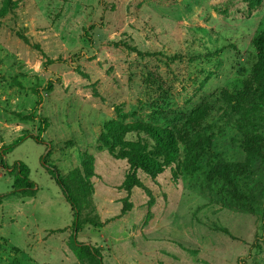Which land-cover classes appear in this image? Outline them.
Returning a JSON list of instances; mask_svg holds the SVG:
<instances>
[{"label":"rangeland","instance_id":"rangeland-1","mask_svg":"<svg viewBox=\"0 0 264 264\" xmlns=\"http://www.w3.org/2000/svg\"><path fill=\"white\" fill-rule=\"evenodd\" d=\"M12 1L0 18V264H99L72 249L77 219L75 239L101 264H264V161L245 147L257 136L264 153V105L234 112L225 99L250 76L264 0ZM196 111L211 138L196 163L183 169L179 143L180 164L137 170L126 191L103 123L176 133ZM214 159L242 165L239 199ZM18 163L31 188L14 186Z\"/></svg>","mask_w":264,"mask_h":264},{"label":"trees","instance_id":"trees-1","mask_svg":"<svg viewBox=\"0 0 264 264\" xmlns=\"http://www.w3.org/2000/svg\"><path fill=\"white\" fill-rule=\"evenodd\" d=\"M12 5H15L14 1L3 0L0 7V18L13 9ZM252 44L255 49L256 60L252 64L250 76L243 80L240 90L227 92L225 95L228 106L234 112H240L256 101L264 105V30L254 37ZM207 120L206 113L196 111L182 122L176 133L171 129L159 130L141 123L123 124L120 121H106L103 123L99 140L111 156L126 160L128 171L123 187L126 191H130L133 186L140 184V180L136 176L137 170L155 176L172 163L180 164L178 162L179 143L184 145L183 169L189 170L210 144L211 138L205 133ZM133 131H144L152 142L148 144L141 139H126L125 136ZM260 140L257 136L249 137L245 140V147L250 149L256 158L264 161V153L261 150L263 145ZM1 166H3L2 162ZM213 169L214 173L222 179L229 194L239 199L242 192L239 189L237 177L243 172L242 165L233 162L221 163L218 159H214ZM12 170L15 171L14 186L22 189L32 187L33 182L28 178V168L25 165L18 163L13 165ZM55 178L57 183L63 186V194L74 208L75 199L63 185V181L57 172ZM4 195H0V198ZM73 226L75 229L71 245L76 256L79 258L96 257L98 263L101 264L98 253L91 245L79 243L75 239L79 226L78 219Z\"/></svg>","mask_w":264,"mask_h":264}]
</instances>
